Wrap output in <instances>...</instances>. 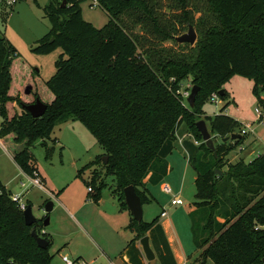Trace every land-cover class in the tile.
<instances>
[{
    "label": "trees",
    "instance_id": "obj_1",
    "mask_svg": "<svg viewBox=\"0 0 264 264\" xmlns=\"http://www.w3.org/2000/svg\"><path fill=\"white\" fill-rule=\"evenodd\" d=\"M63 1L50 0L45 8L52 28L34 48L40 55L63 50L57 73L49 81L27 65L8 39L0 38V139L24 144L15 153V163L31 179L46 183L31 149L41 141L50 159L46 141L54 130L61 123L78 121L108 157L107 164L100 162L114 182L113 195L122 212L128 210L124 190L129 186L136 188L143 206L151 203L148 186H158L170 174L167 158L177 148L178 136L191 134L199 144L183 143L197 175V195L189 217L194 244L202 253L190 264H264V153L249 163L226 161L234 146L218 141L240 126L225 114L227 106L218 115L204 118L216 135L215 153L202 142L196 127L209 97L219 94L221 84L233 75L256 81L254 94L264 110L260 94L264 93V0H205L217 25L198 43L192 63L155 55L157 45L148 47L144 42L149 44L151 39L143 36L140 41L133 32L131 22H148L157 41L175 40L149 1L92 0L109 17L102 29L83 19L80 5L86 0H66L62 7ZM178 1L183 9L189 5L188 0ZM183 14L189 21V13ZM139 45L148 50V58ZM188 78L200 89L191 110L179 92ZM37 100L48 107L40 119L23 110ZM244 139L243 135L235 142ZM224 167L228 170L223 173ZM97 179L88 186L94 189L91 199L95 202L107 187L101 181L96 189ZM34 229L49 242L47 249L38 247ZM127 229L136 234L123 251L127 264H146L138 247L139 238L146 235L158 264H177L159 217L140 224L132 217ZM51 247L43 222L28 227L23 211L0 180V262L50 264Z\"/></svg>",
    "mask_w": 264,
    "mask_h": 264
},
{
    "label": "rangeland",
    "instance_id": "obj_2",
    "mask_svg": "<svg viewBox=\"0 0 264 264\" xmlns=\"http://www.w3.org/2000/svg\"><path fill=\"white\" fill-rule=\"evenodd\" d=\"M154 7L159 15L163 26L172 29L173 36L180 37L187 34L189 25H193L197 34L194 45L180 44L174 39L159 42L152 37L149 27L150 23L143 24L131 22L130 27L133 32L150 43L148 46L159 48L155 55H167L165 58L194 62L198 55V43H202L207 31L217 21L214 15L208 10L205 0H188L189 5L182 8L178 0H145ZM92 0L83 1L80 5L83 19L91 23L97 29H102L109 21L107 13L100 7L92 8ZM50 4V0H20L18 4L8 10H0V38L8 39L17 52L21 55L28 66L40 72L43 81H49L56 73V63L63 55L61 48L47 55H40L34 52V48L39 41L51 30V22L47 17L45 8ZM184 12L189 13V21L184 19ZM129 17H125L128 21ZM152 28V27H151ZM152 32V31H151ZM144 36V37H143ZM139 51L146 58L148 50L139 45ZM152 55V54H151ZM256 81L233 75L224 81L219 92H224L225 97H221L217 102H213L209 97L204 110L209 115L219 114L227 106L226 112L240 122V126L234 130V134L241 135V132L251 126V131L245 135V139L240 143L229 141L227 146H234L226 158L227 162L236 163L242 153L245 161L254 160L258 155L264 153V110L258 98L254 94ZM193 84L191 78L183 81L180 85V94L187 109L191 110L187 103ZM261 97L264 93L260 91ZM20 112V107L16 106ZM261 112V116L257 113ZM205 113L201 116L205 118ZM201 121V120H200ZM211 130L210 123H207ZM184 130V126L181 131ZM183 132H181L182 134ZM188 134V133H187ZM214 142L216 135L212 134ZM190 139V138H189ZM203 142V141H202ZM37 142L31 149L37 162L40 173L46 179L43 183L44 189L33 186L32 180L23 175L17 168L11 154L18 152L23 144L16 143L12 138L3 139L0 143V180L7 187L12 197L25 194L24 203L31 204L34 216L43 222L46 217L45 205L53 203L52 212L48 215L50 224L44 228L46 234L52 240V247L49 251L51 257L50 264H65L63 257H68L72 262L87 264H107L103 252H106L115 242V235L127 240L135 237V233L128 230L132 221V216L128 210L122 211L117 199L114 197L115 185L111 177L107 178L106 168L103 161L104 151L98 144L97 139L80 122L69 120L61 123L54 130L51 138L46 141L48 149L51 151L50 159H46L47 149ZM219 144L222 140L219 139ZM198 145V144H197ZM235 154L238 157H235ZM97 162L93 167L86 168L89 164ZM176 168L167 179L169 190H163L160 186H150V194L153 200L143 206L144 222L150 223L159 217V221L174 219L178 231L184 222V212L187 207L193 205L196 200L197 188L195 184L196 173L191 168L186 171ZM224 167L222 172H227ZM101 176L102 178L98 177ZM100 187V182L105 181L107 187L101 191L99 202H95L89 196L88 186L93 182ZM104 179V180H103ZM26 184V188L21 186ZM179 197L183 204L173 206L171 201ZM166 210L167 218H161V213ZM81 225L79 224V222ZM180 224V226L178 224ZM192 231V230H191ZM191 233V232H190ZM148 236V235H146ZM141 240V238H139ZM140 240L138 245L141 248ZM187 245V243H186ZM192 245V243H191ZM200 258L196 254L190 260L194 263ZM145 263L150 264L144 257ZM116 264H124L120 257L116 258ZM212 264V263H211Z\"/></svg>",
    "mask_w": 264,
    "mask_h": 264
},
{
    "label": "crops",
    "instance_id": "obj_3",
    "mask_svg": "<svg viewBox=\"0 0 264 264\" xmlns=\"http://www.w3.org/2000/svg\"><path fill=\"white\" fill-rule=\"evenodd\" d=\"M39 72V71H37ZM40 73V72H39ZM205 116H210V117H214L215 115L218 114H214L209 115L205 110ZM225 114L230 116L226 111ZM234 118V117H233ZM236 119V118H234ZM238 121V119H236ZM239 122V121H238ZM190 138V139H189ZM2 140L0 139V143L2 144ZM185 141H190V142H196L194 137L191 134H187L184 133L181 137L178 136V142H177V148H175V150L172 152V154L170 156H168L167 161L169 163V167L171 168V172L170 174L163 180V182L161 184H159L158 186H160L163 190H169V185L166 183V179L174 172L176 171V168L180 169H184L183 171L188 170L189 168L191 169V165L189 163V155L188 152L185 150L183 143ZM23 144V143H22ZM24 147V144L22 146V148H20L18 150L21 151ZM242 153L236 155L235 157L240 158V160H244V156H243V152L245 151L244 149H241ZM17 153V152H15ZM15 153L11 154L12 159L14 160L15 157ZM260 156V155H258ZM257 156V157H258ZM256 157V158H257ZM253 161L252 159L249 161L251 162ZM15 162V161H14ZM238 162V161H237ZM246 163H249L248 161H245ZM232 163V162H229ZM16 164V163H15ZM17 165V164H16ZM17 168L20 170V172L27 176L21 169L20 167L17 165ZM193 169V168H192ZM43 176V175H42ZM28 178H30L29 176H27ZM197 178V175H196ZM31 179V178H30ZM32 180V179H31ZM46 180V179H45ZM196 180V179H195ZM47 183V181H46ZM33 184V183H32ZM4 185V184H3ZM24 185V186H23ZM5 186V185H4ZM21 186L23 188H26V184L22 183ZM34 186V185H33ZM6 190L7 187L5 186ZM148 189L150 191V186H148ZM8 191V190H7ZM11 192V191H8ZM29 192V189H27L25 191L24 194H22V199L24 201V197L25 194H27ZM12 193V192H11ZM13 194V193H12ZM93 193H89V195H92ZM18 196V195H17ZM179 198V197H177ZM180 206V205H179ZM192 206L190 205L189 207L186 208L185 212H184V217L182 219H184V222H180L182 227L180 230V232L178 231L177 227H176V221L174 219H169L167 217H161V218H167V220L164 221H159L160 224L162 225L166 238L168 240V243L170 244L171 250L174 254V257L176 259L177 264H190V260L193 258L194 255L196 254H200L202 253V251L198 250L194 244V240H193V234H192V223H191V219L189 217V213L192 211ZM79 222V221H78ZM79 224L81 225V223L79 222ZM178 224V223H177ZM180 226V224H178ZM191 232V233H190ZM128 238L124 239L122 237H119L118 235H115V242L112 246L109 247V249L106 250V252H103L104 258H106V262H111L112 264H116V258L119 256L121 261L124 264H127L128 259L126 257H122L123 255V251L125 249V247L127 246V244L133 239L131 240H127ZM187 243V245H186ZM192 243V245H191ZM139 247V245H138ZM140 248V247H139ZM141 249V248H140ZM81 258V257H80ZM158 262V260H157Z\"/></svg>",
    "mask_w": 264,
    "mask_h": 264
},
{
    "label": "water",
    "instance_id": "obj_4",
    "mask_svg": "<svg viewBox=\"0 0 264 264\" xmlns=\"http://www.w3.org/2000/svg\"><path fill=\"white\" fill-rule=\"evenodd\" d=\"M67 4V1L64 0L62 7H65ZM197 39V34L195 32L194 26L189 25V31L187 34H184L180 37H175L176 42L180 44H190L194 45ZM199 87L194 86L192 89V92L190 96L187 99V103L190 108L195 107V100L199 93ZM219 95L221 97L224 96V92H219ZM48 107L44 103H42L40 100H37V102L30 106H23V110L27 111L31 114V116L34 119H40L42 118ZM196 127L200 134L202 135L203 142L206 144V146L215 153L216 146L213 139V136L208 128V125L205 120H201L197 122ZM241 135L232 134L226 138L222 139V143H228L229 141H237L241 139ZM104 164L108 163V157H103ZM218 174H222L221 171H217ZM124 196H125V203L127 205L128 211L132 215L135 221H137L139 224L143 222L144 219V211H143V204L141 197L137 194L136 188L134 186H129L124 190ZM53 203L48 202L45 205V212H46V218L43 220V226L44 228L47 227L50 224V218L49 214L53 210ZM24 213V220L28 227H33L34 225L38 224L40 220H38L32 211V206L29 205L26 207V209L23 211ZM33 237L35 238L37 245L40 249H47L49 247V242L43 238L42 236H39L37 233V230L34 229L32 232ZM140 245L142 247V252L144 254V257L150 264H158L157 262V256L152 249L151 241L149 236H145L140 240Z\"/></svg>",
    "mask_w": 264,
    "mask_h": 264
},
{
    "label": "built area",
    "instance_id": "obj_5",
    "mask_svg": "<svg viewBox=\"0 0 264 264\" xmlns=\"http://www.w3.org/2000/svg\"><path fill=\"white\" fill-rule=\"evenodd\" d=\"M19 1L20 0H0V10L1 9L8 10L10 8H13V7H15L18 4ZM91 6H92V8H96V7H98V4H97L96 1H93ZM212 98H213V102H217L220 99V95L218 93H214L212 95ZM257 113L261 116V112L260 111L257 110ZM249 131H251V126L250 125H248L247 128L244 129L241 132V134L245 136V135L248 134ZM195 144L197 145L199 143L195 142ZM32 183H33L34 186L39 187L40 189H44L43 183L39 179H32ZM88 191H89V193H94L93 187H89ZM12 199H13V201H15L19 205V208L22 211H24L26 209L27 205L24 203L21 195H18V196L14 195L12 197ZM171 204L173 206H179V205H182L183 202H182V200L180 198H175L174 200L171 201ZM167 216H168V212L166 210H164L161 213V217H167ZM62 260H63V262L65 264L80 263L79 261L78 262H72L71 260H69L68 257H63ZM0 264H14V263L13 262H10V263L0 262ZM81 264H87V263L82 262ZM93 264H95V263H93ZM99 264H101V263H99ZM107 264H112V263L111 262H107Z\"/></svg>",
    "mask_w": 264,
    "mask_h": 264
},
{
    "label": "flooded vegetation",
    "instance_id": "obj_6",
    "mask_svg": "<svg viewBox=\"0 0 264 264\" xmlns=\"http://www.w3.org/2000/svg\"><path fill=\"white\" fill-rule=\"evenodd\" d=\"M46 218V217H45Z\"/></svg>",
    "mask_w": 264,
    "mask_h": 264
}]
</instances>
